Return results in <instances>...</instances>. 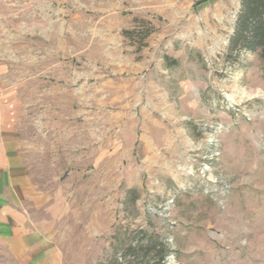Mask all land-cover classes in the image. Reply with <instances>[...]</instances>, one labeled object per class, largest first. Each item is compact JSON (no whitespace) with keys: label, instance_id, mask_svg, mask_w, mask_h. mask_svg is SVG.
Masks as SVG:
<instances>
[{"label":"rangeland","instance_id":"1","mask_svg":"<svg viewBox=\"0 0 264 264\" xmlns=\"http://www.w3.org/2000/svg\"><path fill=\"white\" fill-rule=\"evenodd\" d=\"M239 8L0 0V123L51 243L24 264H264V59L226 57Z\"/></svg>","mask_w":264,"mask_h":264},{"label":"crops","instance_id":"2","mask_svg":"<svg viewBox=\"0 0 264 264\" xmlns=\"http://www.w3.org/2000/svg\"><path fill=\"white\" fill-rule=\"evenodd\" d=\"M22 172L16 143L0 123V264H8L11 258L24 264L27 251L34 260L50 255V239L19 207L16 183Z\"/></svg>","mask_w":264,"mask_h":264},{"label":"trees","instance_id":"3","mask_svg":"<svg viewBox=\"0 0 264 264\" xmlns=\"http://www.w3.org/2000/svg\"><path fill=\"white\" fill-rule=\"evenodd\" d=\"M125 32L129 33L130 31ZM243 50L258 51L264 59V0H240L234 31L228 40L226 57L231 61H236ZM158 246L156 243H150L147 245L146 251H155L157 255H160L161 261L165 258L166 252L163 251L164 249L158 251ZM136 249L134 247L129 249L130 259L133 261L139 258ZM121 263L117 258L112 262V264Z\"/></svg>","mask_w":264,"mask_h":264}]
</instances>
